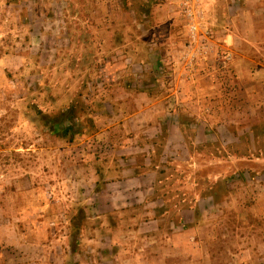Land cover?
I'll return each mask as SVG.
<instances>
[{
    "label": "rangeland",
    "instance_id": "obj_1",
    "mask_svg": "<svg viewBox=\"0 0 264 264\" xmlns=\"http://www.w3.org/2000/svg\"><path fill=\"white\" fill-rule=\"evenodd\" d=\"M126 6L0 0V264H264V0ZM74 103L82 133L53 134ZM132 166L152 235L96 190Z\"/></svg>",
    "mask_w": 264,
    "mask_h": 264
},
{
    "label": "crops",
    "instance_id": "obj_2",
    "mask_svg": "<svg viewBox=\"0 0 264 264\" xmlns=\"http://www.w3.org/2000/svg\"><path fill=\"white\" fill-rule=\"evenodd\" d=\"M133 166L128 168H123L122 177L116 181L107 182L106 186L100 194L103 193H115V190H118L120 193L126 194L127 198L120 203L121 208H127L129 206L143 203L144 208L146 209V213L149 214V218L145 221L147 224V231L152 235L153 231L150 229H158V224L156 228V224L160 219L157 215V207H162L163 203L161 199H149V196L154 192V178H152V173L145 174H135L133 172ZM128 172V173H127ZM115 185V186H114ZM155 205V206H152ZM200 209L202 210V206L199 204ZM182 218L184 222L193 223V217L189 215H185L182 213ZM196 224V223H195ZM155 225V226H154ZM196 226V225H195Z\"/></svg>",
    "mask_w": 264,
    "mask_h": 264
},
{
    "label": "trees",
    "instance_id": "obj_3",
    "mask_svg": "<svg viewBox=\"0 0 264 264\" xmlns=\"http://www.w3.org/2000/svg\"><path fill=\"white\" fill-rule=\"evenodd\" d=\"M122 1L123 4H125L126 6L127 0H122ZM18 2H20V0H7L8 4H13ZM45 116H46L45 118L46 124L49 125V127L51 128V132L59 137L69 138L70 140H72L73 137H75V135L82 133L81 128L76 125V121L79 119V110L77 103L71 104L67 108L61 109L57 112L46 114ZM153 144H156V141H154ZM135 173L139 175L141 174V171L135 170ZM106 183L107 182L101 184L100 182H97L96 190L98 192L102 191ZM209 196H211L213 200L216 201L217 197L215 192H211ZM198 214L199 211L196 210L195 215ZM76 218L79 219V222L74 223ZM76 218L73 219L72 221L73 224L71 226V229L75 234H77L78 231L81 229V221H83V219L85 218V212L82 209H79ZM183 227L187 228L188 224L183 225Z\"/></svg>",
    "mask_w": 264,
    "mask_h": 264
},
{
    "label": "built area",
    "instance_id": "obj_4",
    "mask_svg": "<svg viewBox=\"0 0 264 264\" xmlns=\"http://www.w3.org/2000/svg\"><path fill=\"white\" fill-rule=\"evenodd\" d=\"M194 11L192 9H188L187 10V15L191 18L192 22H190L189 24V29H190V32L194 35H196V31L198 30V26H197V22L193 21V16H194ZM218 57L219 59H221V61L223 62H227L228 60H230L232 58V55L231 53L229 52H226L225 54H218Z\"/></svg>",
    "mask_w": 264,
    "mask_h": 264
}]
</instances>
